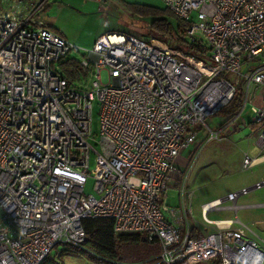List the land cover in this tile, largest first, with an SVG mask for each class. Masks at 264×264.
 Returning <instances> with one entry per match:
<instances>
[{
    "label": "built area",
    "instance_id": "2783aa9c",
    "mask_svg": "<svg viewBox=\"0 0 264 264\" xmlns=\"http://www.w3.org/2000/svg\"><path fill=\"white\" fill-rule=\"evenodd\" d=\"M47 1L0 0V264H40L56 245L80 246L86 217L157 238V264H264V239L237 218L206 216L236 211L238 197L264 178L203 204L195 223L187 172L175 168L200 130L209 142L240 127L241 108L213 128L205 121L239 83L245 103L247 87L264 84V0H162L187 23L186 37L207 48L204 58L155 37L108 32L77 61L91 85L64 76L60 61L72 46L37 18ZM21 2L30 6L25 18L10 9ZM93 101L99 151L88 142ZM250 112L259 128L242 169L264 161V107ZM88 178L96 195L84 191ZM172 181L178 210L165 204Z\"/></svg>",
    "mask_w": 264,
    "mask_h": 264
},
{
    "label": "rangeland",
    "instance_id": "374dc122",
    "mask_svg": "<svg viewBox=\"0 0 264 264\" xmlns=\"http://www.w3.org/2000/svg\"><path fill=\"white\" fill-rule=\"evenodd\" d=\"M14 3V2H13ZM21 9L16 11L22 17H26L30 13V6L26 2L20 3ZM165 8L162 0H105L99 2L97 0H48L44 10L43 22L50 26L49 28L61 35L72 46L69 54L65 59H74L81 61L88 59V53L91 51L95 41L108 32H123L132 34L138 38L153 37L149 28L151 22L157 16L156 11ZM156 38V37H155ZM164 41V40H163ZM172 44L171 41H165ZM173 45V44H172ZM244 71V66H241ZM233 75L229 74V78ZM90 83L93 78L80 75V85ZM244 88L243 83L239 84ZM250 102H242L240 117L238 121L247 120L249 115ZM99 105L96 101L92 103L91 112V133L88 142L99 151ZM222 120L221 112L206 118L209 127L219 125ZM245 129H239L230 134L226 140H211L204 142V129L200 130L195 141L186 147L180 149L175 159V168L178 171L187 172L185 186L192 191L190 205L192 209V218L195 223H202L201 207L203 204L216 199L223 198L229 192L239 191L243 187L252 185L256 178L264 173V161L254 165L250 169H242L240 148L247 139L241 135ZM242 141V142H241ZM244 142V143H243ZM192 154V155H191ZM191 155V156H190ZM95 154L90 152L89 166L94 167ZM85 193L96 195L93 191V180L88 178L84 185ZM264 192V187L254 189L248 194L241 195L237 200V204L241 206V199L249 198L251 195L259 196ZM251 202V201H248ZM165 204L169 208L179 209V198L175 183L172 181L167 191ZM223 203V206L227 205ZM209 219L220 218H238L239 222L244 224L249 231L248 235H257L264 239V228L258 223L259 211L251 207H239L236 211L232 209L210 210L206 215ZM63 246L59 244L52 248L51 255H55L61 251ZM161 250V247H160ZM159 250V252H160ZM55 261L59 264H98L91 260L87 254L83 252L71 255L64 254L62 257H56Z\"/></svg>",
    "mask_w": 264,
    "mask_h": 264
},
{
    "label": "trees",
    "instance_id": "16d2710c",
    "mask_svg": "<svg viewBox=\"0 0 264 264\" xmlns=\"http://www.w3.org/2000/svg\"><path fill=\"white\" fill-rule=\"evenodd\" d=\"M156 13L149 26L153 37L171 41L173 45L170 46L195 58H204L207 48L199 41H190L186 37L187 23L184 20L166 7ZM60 68L68 81L80 80V75L86 74L74 59H63ZM243 97V88L236 87L231 100L220 110L222 116H233L241 108ZM81 222L85 234L82 244L62 245L61 251H57L54 256L50 251L40 264H59L55 261L56 257L79 252L87 254L98 264H157L160 250L157 238H149L142 232H115L113 221L108 217H86Z\"/></svg>",
    "mask_w": 264,
    "mask_h": 264
},
{
    "label": "crops",
    "instance_id": "0c3cea01",
    "mask_svg": "<svg viewBox=\"0 0 264 264\" xmlns=\"http://www.w3.org/2000/svg\"><path fill=\"white\" fill-rule=\"evenodd\" d=\"M47 5V2H46ZM43 13L44 11L37 16L38 19H43ZM50 27V26H49ZM246 66L244 65V70H246ZM243 83V82H241ZM239 83V84H241ZM244 88L245 89V84L243 83ZM248 101L250 102V106L254 105V106H258V107H264V84H255V83H251L248 87ZM247 102V101H246ZM250 106H249V115L246 118L247 120H242L241 121V125L239 128L233 130L232 132L228 133V136L230 134H232L233 132H236L239 129H245V131L243 133H241V135H243L248 141L247 143H244L243 146H241L240 148V152H241V158L243 156L244 153H250V154H254L255 150H253L252 148V141L254 140L257 130L259 128V124L257 123H250V118H251V112H250ZM227 136V137H228ZM226 137V138H227ZM226 138L221 139V140H226ZM228 139V138H227ZM242 142V141H241ZM264 178V173H262L261 175H259L256 178L257 180H260ZM248 194V193H246ZM245 195V194H244ZM240 198V196L238 197V199ZM237 199V200H238ZM251 201V202H248ZM254 204H259L258 206H254ZM240 207H253L256 208L259 211V217H258V223L259 225L264 228V192H262L259 196L256 195H251L249 198H242L241 199V206ZM223 209H227V208H223ZM213 219V218H211ZM224 218H220V219H213V220H221ZM227 219H231V218H227ZM238 219V218H237ZM239 221V220H238ZM232 226H235V224H233ZM252 237H258L257 235H254ZM261 238V237H260Z\"/></svg>",
    "mask_w": 264,
    "mask_h": 264
}]
</instances>
